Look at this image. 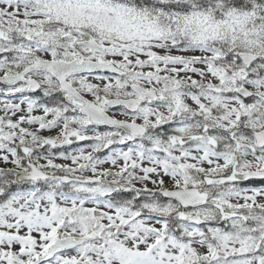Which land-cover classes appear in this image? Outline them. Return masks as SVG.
I'll return each mask as SVG.
<instances>
[{"label": "rangeland", "instance_id": "1", "mask_svg": "<svg viewBox=\"0 0 264 264\" xmlns=\"http://www.w3.org/2000/svg\"><path fill=\"white\" fill-rule=\"evenodd\" d=\"M139 17L144 15L129 7L94 0H34L31 6L21 0L0 2V28L6 32L5 38L16 34L29 39L23 46L0 40V48L11 50L17 63L50 58L55 52L54 56L63 59L84 56L113 62L126 70V76L70 78L84 96L98 104L108 97L133 96L126 89L130 82L160 91L157 103L143 105L134 115L121 111L113 115L147 128L144 140L132 146L117 130L89 128L86 117L74 108L46 110L20 94L22 86L0 88V116L4 117L0 172L13 175L26 171L23 161L30 159L40 168L56 166L67 173L69 181L88 184V189L98 193L111 192L109 182H121L130 188L140 212L172 214L173 227L183 235V241L165 236L163 219L148 217L146 212L145 217L136 218L97 201L38 199L30 194L0 206V264H75L83 260L90 264H264V189L227 188L221 195L213 192L206 207L190 210L177 208L172 201L155 204L149 192L206 187V179L192 171L206 177L219 171L225 176V171L264 170V148L257 152L254 141L246 136L250 132L235 133L240 128L254 132L264 126V27H258V33L249 30L246 34V27L239 29L236 43L243 51L259 55V60L246 68L238 60L240 51L233 50L236 43L224 48L231 56L203 50H166L161 45L168 42L169 31L158 28L151 33L150 26H141ZM186 24L187 39L208 37L211 30L228 41L236 39L212 26L203 28L188 19ZM182 33L185 27L180 28L184 40ZM85 34L95 36L104 50L93 51L82 45ZM14 63L1 58L0 76L11 74ZM36 78L46 87L44 92L54 91L50 75L39 73ZM176 82L182 84L180 91H162V84ZM240 86L252 91L250 102L233 95ZM192 89L197 93L188 94ZM182 113L201 114L207 125L225 129L227 144H217L219 140L202 134L198 126L162 129L160 125ZM157 133L162 136L157 137ZM60 141L68 147L65 154L61 149L52 155V147ZM41 150L42 156L32 157ZM95 208L107 215L94 218ZM185 214L199 217L203 224H188L183 219ZM91 231L100 232L101 238L38 262L56 238Z\"/></svg>", "mask_w": 264, "mask_h": 264}, {"label": "trees", "instance_id": "2", "mask_svg": "<svg viewBox=\"0 0 264 264\" xmlns=\"http://www.w3.org/2000/svg\"><path fill=\"white\" fill-rule=\"evenodd\" d=\"M106 2H117L132 7L144 15L137 19L144 29L150 26L151 33L158 28L168 30L170 38L179 48L188 45L191 49L220 50L221 47L226 48V45L230 47L236 43L240 28L246 27V34L249 30L258 33V27H264V0H106ZM186 19L189 23H200L203 28L212 26L218 31L230 32L236 39L228 41L217 36V31L214 30H211L212 33L208 37L196 35L194 40L193 36L187 39L189 32L186 28ZM183 27L184 40L180 38V28ZM233 46V50H244L237 43ZM199 177L203 178L202 175Z\"/></svg>", "mask_w": 264, "mask_h": 264}, {"label": "water", "instance_id": "3", "mask_svg": "<svg viewBox=\"0 0 264 264\" xmlns=\"http://www.w3.org/2000/svg\"><path fill=\"white\" fill-rule=\"evenodd\" d=\"M0 36H2V31H0ZM86 44L89 45L93 49H102V47L97 44L94 40L86 41ZM240 58L246 64L247 66L256 59V56L249 53H243L240 54ZM32 69H45L47 71H50L53 75H55L61 84V90L66 91V101L71 104H76L77 101H81L82 104L78 105L81 112L83 114H86L88 116V119L91 124L94 125H108L110 127H119L124 129L125 131L129 132L135 137H140L144 129L132 122H126V121H119L112 119L107 114H105L101 107L93 104L88 99H85L81 97L74 89L73 87L65 81L66 77L72 74H80V73H91L94 71H106V72H112V73H118L121 74L122 71L115 68L113 64L111 63H102V62H91V61H72V62H64L62 60L58 61H45V60H37V62L32 66L27 68L24 72L20 73L17 76H11L4 79H1L4 83L7 84H14L17 80H19L25 72H28ZM176 85L175 87H177ZM131 88L137 92L140 93L141 98L137 100H121V99H111L104 105L106 107H114L116 105L122 104L126 105L128 109L135 110L137 105L142 101L143 97L149 96L151 98H154V92L153 91H146L143 88L137 86V85H131ZM244 96L245 94H248L246 90H240ZM77 105V104H76ZM256 140H257V146H263L264 145V129L260 131L259 133H256ZM40 172L33 169V172L30 175H24V174H18L17 179L23 180V179H34L35 177L39 176ZM264 176V172H248V173H235L234 177L237 179H246L249 177H262ZM164 194L167 197L175 198L178 201H180L185 206H196L199 204H203L205 202V199L207 198L206 194H199L197 189H186V190H172V191H164ZM96 215H102L100 212H96ZM94 236V234H90L86 236L84 239H91ZM79 239L76 241L71 242V244H76L81 242ZM87 264V263H85Z\"/></svg>", "mask_w": 264, "mask_h": 264}]
</instances>
